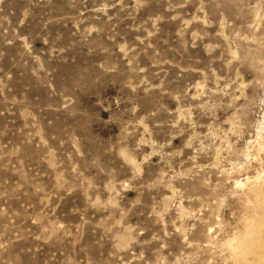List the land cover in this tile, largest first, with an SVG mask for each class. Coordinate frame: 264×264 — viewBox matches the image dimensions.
<instances>
[{"label": "rangeland", "instance_id": "obj_1", "mask_svg": "<svg viewBox=\"0 0 264 264\" xmlns=\"http://www.w3.org/2000/svg\"><path fill=\"white\" fill-rule=\"evenodd\" d=\"M0 264H264V0H0Z\"/></svg>", "mask_w": 264, "mask_h": 264}]
</instances>
